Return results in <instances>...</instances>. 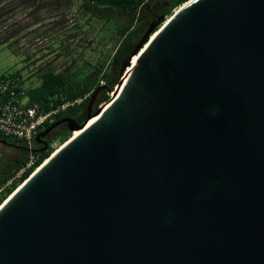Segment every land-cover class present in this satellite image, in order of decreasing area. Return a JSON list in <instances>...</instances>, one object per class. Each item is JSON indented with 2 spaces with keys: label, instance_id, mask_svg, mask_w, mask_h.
Listing matches in <instances>:
<instances>
[{
  "label": "water",
  "instance_id": "1",
  "mask_svg": "<svg viewBox=\"0 0 264 264\" xmlns=\"http://www.w3.org/2000/svg\"><path fill=\"white\" fill-rule=\"evenodd\" d=\"M162 18L81 123L36 135L81 130L0 203V264H264V0Z\"/></svg>",
  "mask_w": 264,
  "mask_h": 264
},
{
  "label": "trees",
  "instance_id": "2",
  "mask_svg": "<svg viewBox=\"0 0 264 264\" xmlns=\"http://www.w3.org/2000/svg\"><path fill=\"white\" fill-rule=\"evenodd\" d=\"M87 1L91 16L106 19L111 12H117L123 13L127 22L120 24L117 28V34L121 40L118 47L115 48L111 60L112 70H107L106 65H94L92 66L94 72L89 77L75 72L74 76L69 79V75H71L69 71H54L48 65V71L41 75L40 84L29 90L25 89L28 101H36L45 109L60 104L64 100H74L88 94L80 104L68 107L57 114L56 119L68 116L77 122H82L86 116L90 95L99 86L97 84L99 78L104 79L107 84L116 80L120 64L142 37L144 31L135 27V22L147 21L148 25L149 22L162 15L160 25L172 14V9L178 8L187 0ZM72 6L73 0H0V47L4 45L13 46L14 44L37 47L40 43H46V48H52L55 44L64 43L63 40L58 41L57 38L62 34L61 31L71 27L66 17L68 12H71ZM159 25L154 29H157ZM77 27L80 28V25ZM39 47L40 50L43 49L42 46ZM66 54L69 52L66 51ZM2 76L5 77L6 75L0 77ZM9 76L16 78L19 82V88H23L19 78L14 73ZM4 97V92L0 91V100H3ZM107 97L106 91H102L96 99V103L105 101ZM50 104L52 105L50 106ZM71 134L68 128L59 131L48 140L47 148L39 147L35 142L33 152L38 154V159L18 177L16 174L27 164L30 152L20 141L0 134V154L2 155L0 158L2 165L0 168V203L57 148L53 149L52 146L56 139H61L59 144L61 145L71 137ZM7 150H11L13 155H7Z\"/></svg>",
  "mask_w": 264,
  "mask_h": 264
},
{
  "label": "rangeland",
  "instance_id": "3",
  "mask_svg": "<svg viewBox=\"0 0 264 264\" xmlns=\"http://www.w3.org/2000/svg\"><path fill=\"white\" fill-rule=\"evenodd\" d=\"M176 9H172L171 13ZM66 18L71 27L60 32L62 34L57 40L64 42L60 45L55 44L52 48H46V43H40L37 47L17 44L1 46L0 76L14 73L23 88L29 90L40 84L41 75L48 71V65L54 71H69L71 73L69 79L75 72L89 77L94 72L92 67L94 65H106L107 70H112L111 60L121 40L117 34V28L120 24L127 22L125 15L111 12L106 19H99L91 16L87 0H73L71 12H68ZM143 24L144 22H135L134 26L144 31L147 25L143 26ZM39 46L43 49L40 50ZM66 51L69 54H66ZM114 82L115 80L110 85ZM100 103L101 101H98L94 108ZM60 140H55L53 149L59 146ZM7 155L11 156L13 152L7 150ZM0 158H2L1 154Z\"/></svg>",
  "mask_w": 264,
  "mask_h": 264
},
{
  "label": "built area",
  "instance_id": "4",
  "mask_svg": "<svg viewBox=\"0 0 264 264\" xmlns=\"http://www.w3.org/2000/svg\"><path fill=\"white\" fill-rule=\"evenodd\" d=\"M97 84L104 85L105 80L99 78ZM19 87V82L16 78H12L9 75L0 77V91L5 94L4 99L0 100V134L20 141L30 152L27 164L17 172L16 177L20 176L26 168L38 159V154L33 152L36 135L48 124L53 123L57 114L68 107L80 104L88 95L85 94L74 100H64L54 106L50 104L51 107L45 109L36 101L29 102L25 89ZM115 95L116 86H113L111 91L107 93L108 97L105 101H110ZM53 143L55 144V142Z\"/></svg>",
  "mask_w": 264,
  "mask_h": 264
},
{
  "label": "flooded vegetation",
  "instance_id": "5",
  "mask_svg": "<svg viewBox=\"0 0 264 264\" xmlns=\"http://www.w3.org/2000/svg\"><path fill=\"white\" fill-rule=\"evenodd\" d=\"M144 24L147 25V21H144ZM144 24H143V26H144ZM106 84H107V83H105L104 85H106ZM102 91H104V90H101V91L98 92L96 99L100 96V94H101ZM96 104H97V103H96V100H95V104H94V105L96 106ZM64 117H68V116H62V117H60V118H58V119H55L54 122H56V121H58L59 119L64 118ZM79 123H81V122H79ZM51 124H52V123H51ZM47 127H48V126H47ZM47 127H44L42 131H44ZM65 128H67V124H66L65 122H61V123H59V124L53 126L51 129H49L48 131H46V133H44V135H42V136L39 138L40 142H36L37 146H39V147H43V146H44V142L47 143L48 140H49L53 135H56L59 131L64 130ZM42 131H40V132H42Z\"/></svg>",
  "mask_w": 264,
  "mask_h": 264
},
{
  "label": "bare ground",
  "instance_id": "6",
  "mask_svg": "<svg viewBox=\"0 0 264 264\" xmlns=\"http://www.w3.org/2000/svg\"><path fill=\"white\" fill-rule=\"evenodd\" d=\"M177 9H178V8H177ZM177 9H176V10H177ZM138 56H139V55L133 56V58H132V62H131L132 65L137 61ZM131 68H132V66H129V67L126 69V71L124 72L123 76L121 77V82H120L119 84H117V86H116V92H119V91H120L121 86H122V84H123L125 78L128 76V74H129ZM106 106H107V105H106ZM106 106L102 108V110L100 111V113H99L98 116L91 118V119L87 122L86 126H89V125L92 124V123H93V122H94L99 116H101V114L103 113V111H104V109L106 108ZM80 132H81V130H74V131L72 132L71 137H69L64 143H62L61 145H59V146H58V147L52 152V154L55 153L57 150H59L64 144H66L71 138L75 137V136L78 135Z\"/></svg>",
  "mask_w": 264,
  "mask_h": 264
}]
</instances>
